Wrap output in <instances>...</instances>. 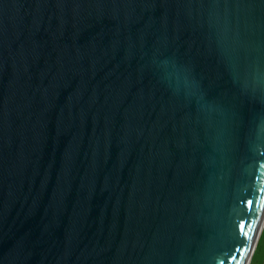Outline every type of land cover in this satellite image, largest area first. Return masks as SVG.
Returning a JSON list of instances; mask_svg holds the SVG:
<instances>
[{
	"label": "water",
	"instance_id": "95a60500",
	"mask_svg": "<svg viewBox=\"0 0 264 264\" xmlns=\"http://www.w3.org/2000/svg\"><path fill=\"white\" fill-rule=\"evenodd\" d=\"M263 215L264 0H0V264H244Z\"/></svg>",
	"mask_w": 264,
	"mask_h": 264
},
{
	"label": "rangeland",
	"instance_id": "374dc122",
	"mask_svg": "<svg viewBox=\"0 0 264 264\" xmlns=\"http://www.w3.org/2000/svg\"><path fill=\"white\" fill-rule=\"evenodd\" d=\"M248 264H264V225Z\"/></svg>",
	"mask_w": 264,
	"mask_h": 264
},
{
	"label": "snow or ice",
	"instance_id": "6c2138e0",
	"mask_svg": "<svg viewBox=\"0 0 264 264\" xmlns=\"http://www.w3.org/2000/svg\"><path fill=\"white\" fill-rule=\"evenodd\" d=\"M250 193H251V189L249 190ZM242 201H246V204H245V208H246V212H245V215L243 217H241V219H245L248 217V216H252L254 215V208H255V201L254 199H249L247 196L245 197H242L241 198ZM246 227V223H242L240 224V228L243 229ZM234 250V248H233ZM229 255H231V252H229Z\"/></svg>",
	"mask_w": 264,
	"mask_h": 264
},
{
	"label": "bare ground",
	"instance_id": "6f19581e",
	"mask_svg": "<svg viewBox=\"0 0 264 264\" xmlns=\"http://www.w3.org/2000/svg\"><path fill=\"white\" fill-rule=\"evenodd\" d=\"M264 223V215H263V218H262V221H261V224H260V227H259V230L261 229V226H262V224ZM259 230H258V233H259ZM258 233H257V236H258ZM257 236H256V238H257ZM255 241H256V239H255ZM254 244H255V242H254ZM254 246V245H253ZM253 249V248H252ZM252 251V250H251ZM249 259V256H248V258L246 259V261H245V263L244 264H248V260Z\"/></svg>",
	"mask_w": 264,
	"mask_h": 264
}]
</instances>
